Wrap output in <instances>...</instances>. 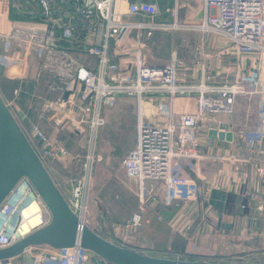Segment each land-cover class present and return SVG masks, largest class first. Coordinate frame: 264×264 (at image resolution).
<instances>
[{
	"label": "built area",
	"instance_id": "built-area-1",
	"mask_svg": "<svg viewBox=\"0 0 264 264\" xmlns=\"http://www.w3.org/2000/svg\"><path fill=\"white\" fill-rule=\"evenodd\" d=\"M6 1L17 18L10 21L9 27L0 26L3 75L31 82L46 75V88L53 97L43 99L39 115L49 113L59 133L71 128L75 135L86 137L83 172L68 177L74 183L68 203L82 216L83 205L79 201L91 178L92 163L99 156L95 153L97 132L107 122L103 110L115 106L120 95L136 100L137 140L121 164L125 174L138 185L139 209L117 228L119 240L113 242L130 247L124 234L121 238L118 235L145 222L143 211L149 203L159 199L164 204L196 200L201 187L188 171L196 172L206 159L229 163L231 171L239 173L235 178L239 191L248 201H257L258 210H264L262 192L240 187L252 177L247 164L252 165L253 172L264 183V0H199V19L195 23L178 21L180 0H174L170 9L171 22L155 21L160 7L157 0ZM192 12L197 11L193 8ZM180 27L219 35L224 41V53L236 59L234 78H226L218 85L187 82L188 66L179 63L176 52L163 64L148 63L144 37L156 29ZM230 67L227 63V68ZM19 93L20 87H15L14 97ZM191 93H196L194 110L176 112L174 99ZM158 95L166 99L157 104L166 121L147 122L143 104ZM239 99L247 104L246 114L253 109L254 125L246 122H232L230 127L223 128L207 125L206 130L231 132L234 149L203 153L201 126L211 120L218 122L215 118L218 114H236ZM5 101L47 169L54 160L75 158L62 137L50 136L38 122L24 123L25 114L15 115L13 99ZM219 174L215 188L221 187L225 179V173ZM29 192L38 203V209L31 213L37 215L38 221L28 232L49 221L46 207L30 182L22 177L0 204V248L25 235H19L18 227L24 219L20 208L29 204ZM136 250L146 253L151 249ZM91 257L78 244L59 248L40 244L17 257L0 260V264H14L17 258L23 264H95Z\"/></svg>",
	"mask_w": 264,
	"mask_h": 264
},
{
	"label": "crops",
	"instance_id": "crops-1",
	"mask_svg": "<svg viewBox=\"0 0 264 264\" xmlns=\"http://www.w3.org/2000/svg\"><path fill=\"white\" fill-rule=\"evenodd\" d=\"M157 2L160 7L159 14L155 16V21L171 22L173 16L170 9L174 5V0H157ZM194 2L196 4L199 2V8L200 1ZM183 3L184 6L189 4L188 2ZM179 12L178 21L182 22L179 19ZM188 16L190 17L189 21L184 20L183 22H197L199 19L198 10L194 13L189 12ZM16 18L17 16L9 7V2L0 0L1 28L11 26L10 21ZM183 29L187 33L178 37L166 57L162 54L156 55V53H152V50L161 49L159 43L163 34L174 30L179 31L178 34H180V28L156 29L152 35L145 36L146 61L163 64L169 60L172 52H176L179 63L188 66L187 82L218 85L222 84L226 78H234L237 71L236 59L228 53H224V41L219 35L211 31L203 32L194 28ZM154 54L155 56H152ZM153 57L154 59H152ZM227 63L231 64L230 68H227ZM1 76H3L2 78L5 77L2 68H0ZM7 79L11 80L12 78ZM18 84L20 86L21 82L18 81ZM3 98L7 99L5 95ZM161 100L166 99L158 95L153 97L151 102L148 101L143 104L142 111L145 121L153 123L166 121V118L158 110L157 104ZM126 104H134V109L136 107V118L129 121V127H132V124L135 127L136 139L137 103L134 97L120 95L112 109H104L103 113L107 122L99 128L98 133L103 134V132L108 131L107 126H111L110 123L115 119L118 123L120 119H123L122 117L128 112ZM195 106L196 93L178 96L174 99V110L178 113L194 110ZM143 108L145 109L143 110ZM29 112L31 111L29 110ZM23 114L20 113V115ZM30 118L29 114L24 115V123L28 125L32 123ZM215 118L218 122L215 123L211 120L205 123V126H201L199 131L203 153H219L226 149H234L231 139L213 137L209 134V130H206L207 125L223 128L224 126L230 127L232 122L235 124L246 122L249 126H253L256 117L253 112L246 119L240 112H237L234 115L221 113ZM115 131L117 130L115 129ZM59 135L64 138V131H61ZM84 138L86 144V137ZM136 140L131 148L134 147ZM85 150H87V144ZM247 167H251L252 177L248 183L241 184V189H258L264 196V183H261L260 179L257 178L251 164H247ZM73 169H77V165L74 166V162L68 157L52 161L48 168L55 185L67 201L71 197L74 186V183L68 179L69 175L74 172ZM78 169L79 174L83 172L82 160ZM219 173H225V179L220 177L223 179L221 187L215 188L213 185L216 178L220 176ZM188 174L194 177L201 187L196 200L164 204L159 199L157 202L149 203L143 211L145 222L139 228L120 233L119 238L124 234L128 246L134 249L150 247L151 250H147L146 253L156 256L193 260L204 259V261L218 263H264V210H258L257 201H248L239 191L240 189L237 187L239 183L237 182L235 185V178L239 177V173L234 174L229 163L212 162L206 159L200 163L199 170L196 172L188 171ZM232 176L234 177L232 178ZM229 177L232 180H228ZM158 189L162 194L160 185ZM86 223L103 237L115 242L119 240L117 233L114 232L116 228L104 225L103 230H99L87 220Z\"/></svg>",
	"mask_w": 264,
	"mask_h": 264
},
{
	"label": "rangeland",
	"instance_id": "rangeland-1",
	"mask_svg": "<svg viewBox=\"0 0 264 264\" xmlns=\"http://www.w3.org/2000/svg\"><path fill=\"white\" fill-rule=\"evenodd\" d=\"M194 1L180 0L181 4H184L183 2L189 3L185 6L182 5L183 7L179 10V19H181L182 22L190 18L189 16L187 17V14L192 12L193 8H195L196 11L198 10V4ZM183 28L188 27H180V34H178L179 31L175 30L163 34L161 42L159 43L161 49L152 50V53H156V55L159 56L162 54L166 57L168 52L170 53L171 48H173V44L178 40V37L187 33ZM152 56H155V54ZM152 59H154V57ZM45 76L37 82L24 81L22 87L25 86L28 87V89L26 88V90H23V88L22 92L19 93L17 97L13 95V89L19 86L18 82L10 79L8 80L6 77L2 78L3 76H1L0 93L2 96L5 95L7 99H13V102H15L14 109L17 115H20L21 112L25 115L29 114V116H31L30 119H32L31 122H38L50 136H55L59 135V132L55 131L49 113H47V115H39V108L43 99L53 97V94L46 88ZM126 106L128 112L125 116L123 115L125 118L122 117L123 119H118L119 123L116 122L115 119L110 123L111 126H107L108 131L103 132V134L97 132L98 139L95 143V153L99 156L98 158L96 157L95 161L92 163L91 178L87 183L82 199L79 201V205L85 206L83 219L93 224L95 228L99 230H103L104 225L117 229L133 211L139 209V199L137 195L138 185L125 174L121 164L122 158L136 140L134 125L132 124V127H129V121L136 118V107L134 109V104H126ZM251 107H253V105H251ZM16 108L19 110L16 111ZM236 108L238 109L236 112H240L244 117L247 115L250 117L253 113V109L251 108L249 114H246L247 104L244 99H239L237 101ZM105 109L108 110L112 108ZM144 109L145 108H143V110ZM29 110L31 112H29ZM115 129L117 131H115ZM63 131V139H65L67 148L75 156L72 161L74 162V166L77 165L78 169L81 160L83 162L84 156L86 155L85 149L87 143L85 144L84 136L75 135L71 132V128H65ZM77 169H73V173L78 174L80 171ZM116 229L114 232L117 231ZM91 255L95 264H111L98 255L93 253H91ZM13 263L23 264V261L21 258H17Z\"/></svg>",
	"mask_w": 264,
	"mask_h": 264
},
{
	"label": "water",
	"instance_id": "water-1",
	"mask_svg": "<svg viewBox=\"0 0 264 264\" xmlns=\"http://www.w3.org/2000/svg\"><path fill=\"white\" fill-rule=\"evenodd\" d=\"M213 137L231 139V132L209 130ZM25 177L49 212V221L10 245L0 248V260L14 258L40 244L71 247L76 244L111 264H264L218 263L151 255L103 237L84 221L61 193L0 93V204Z\"/></svg>",
	"mask_w": 264,
	"mask_h": 264
},
{
	"label": "bare ground",
	"instance_id": "bare-ground-1",
	"mask_svg": "<svg viewBox=\"0 0 264 264\" xmlns=\"http://www.w3.org/2000/svg\"><path fill=\"white\" fill-rule=\"evenodd\" d=\"M32 192L28 193V197L30 198V201L28 202L29 204H26L25 206H22L20 208L22 217L24 219H22L20 221V225H19V235H23L26 234L30 228L36 223V221H38V217L37 215H31V213L35 212L38 209V203L34 202L32 200ZM83 208H85V206H83ZM82 208V212H84V209Z\"/></svg>",
	"mask_w": 264,
	"mask_h": 264
},
{
	"label": "trees",
	"instance_id": "trees-1",
	"mask_svg": "<svg viewBox=\"0 0 264 264\" xmlns=\"http://www.w3.org/2000/svg\"><path fill=\"white\" fill-rule=\"evenodd\" d=\"M11 80H14V81H17V82L20 81L19 79H11ZM20 82H21V84H20L19 87H20V93H21L23 88H24L23 90H26V88L28 89V87H25V86L22 87V86H23L22 84L24 83V81H20ZM18 85H19V84H18ZM18 95H19V94H18ZM59 134H61V133H59ZM59 136H60V135H59ZM60 137H61V136H60ZM62 139H63V137H62ZM64 140H65V139H64Z\"/></svg>",
	"mask_w": 264,
	"mask_h": 264
}]
</instances>
